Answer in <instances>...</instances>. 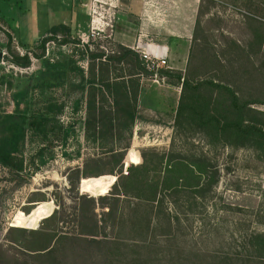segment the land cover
Here are the masks:
<instances>
[{"label":"rangeland","instance_id":"obj_1","mask_svg":"<svg viewBox=\"0 0 264 264\" xmlns=\"http://www.w3.org/2000/svg\"><path fill=\"white\" fill-rule=\"evenodd\" d=\"M84 1L86 0H22V6L17 8L16 0H0L2 10L6 12L8 4L10 15L20 18L18 28L14 23L9 26V23L6 24L0 18V52L3 54L0 58V81L3 80V83L0 82V113L22 111L29 100H41L42 89L31 90L28 86L31 82L34 84L39 81L38 78L42 79L46 60L62 61L66 56L72 58L85 72L88 59L86 54L82 57L83 45L88 46L91 51L115 50L118 43L111 30L115 29L116 22L124 24L139 7L138 0H87V8L80 6ZM44 2L50 8L46 17ZM70 2H74L73 9L79 12L76 20L78 26L80 23L85 25L89 17V27L78 28L73 33L69 31V37L76 44H56L55 41H49L45 44L44 57L34 58L28 51L38 52L35 46L40 38L47 35V28L59 23L60 19L71 12ZM126 3H129V9ZM155 3L164 14V19L177 15L176 10L179 14H185L183 7L187 4L189 10L186 14L194 17L191 37L194 54L216 53L225 67L237 65L235 44L237 48L246 49L252 39L249 20L252 18L264 23V0H155ZM92 18L95 23L91 25ZM91 27L96 32L93 36L90 35ZM7 34L11 37V47L17 54L28 52L31 60L28 67H19L4 59L8 56L5 48ZM184 43V40L179 39L180 47L177 48L173 40L169 39L168 46L175 52L180 49L175 54L181 58L183 52L187 51L184 50ZM155 46L160 47L161 44ZM261 53L264 54V35ZM155 56L159 57L156 52ZM252 62L257 64L256 61ZM168 65L169 62H166L162 67L167 68ZM244 65H250L248 60H244ZM208 75L209 71L205 70V76ZM233 78L235 76H227L228 81ZM248 79L247 77V82L244 83L246 95H249L252 86ZM72 82L78 83V79L73 78ZM178 88L180 90V85ZM79 89L76 88L68 96H65L61 87L53 91L54 100L65 101L57 118L67 127L69 134L63 141L54 140L52 150L46 152L42 159L36 160L37 169L27 183L13 187L11 177L0 166V264H142L140 258L143 259L145 255L160 260L185 258L197 264H218L212 255L235 252L238 259L246 258L242 247L247 235L264 231V159L257 158L249 148L232 149L221 144H209L202 133L193 130V127L182 128L181 125H176L175 102L178 101L171 98V89L158 88L151 83L143 85L140 105L157 110V113L163 115L146 118L140 110L139 117L132 125L131 134L122 133L118 140L119 148L114 147L113 152H121L123 158L121 169L115 170L113 174L130 171L125 168L124 162L129 149L137 151L144 167L157 170L156 175H149V181L156 180L162 174V167L151 165L149 160L156 159V155H170L175 158L207 160L209 167L216 170V182L199 196L187 188L172 194L164 191L160 195L163 211L165 216L168 214L174 217L170 228L165 225L164 215L159 220L155 217V202L147 203L143 199L125 195H120L117 211L104 216L105 226L102 227L100 223L94 225L90 204L89 207L85 205L88 200L86 196L91 195L81 192L78 184L82 177H86L83 174L85 170L93 168L104 172L113 165L109 152L113 143L106 141L101 147L85 138L83 120L86 94H81ZM45 103L39 102V106ZM254 107L264 110L261 105ZM158 122L162 125L159 126ZM40 146L36 139L26 142L24 156L28 166L29 157ZM30 166L28 168L31 169ZM122 181L119 180L120 183ZM92 186L95 193L100 191L97 183ZM112 192L115 193V190ZM99 196H92L97 203ZM40 201H49L51 204L38 205ZM80 203L84 206H80ZM97 203L93 213L99 218L107 208H101ZM33 207L29 217L20 216V224L14 225L18 213H28ZM56 209L60 210L58 218L63 221L59 225L61 231L69 239H63L57 244V262H33L26 254L30 252L9 241L7 230L11 226L27 230L48 228L46 219L44 225L37 224ZM78 212L85 218L83 226ZM80 232H87L89 234L86 238L92 237L100 242H88ZM164 233L167 235L166 239L161 236ZM147 243H151L148 248L150 254L142 247Z\"/></svg>","mask_w":264,"mask_h":264},{"label":"trees","instance_id":"obj_2","mask_svg":"<svg viewBox=\"0 0 264 264\" xmlns=\"http://www.w3.org/2000/svg\"><path fill=\"white\" fill-rule=\"evenodd\" d=\"M249 21L252 39L247 44V48H237L236 44L234 46L231 42L235 47L237 58L235 67H225L216 53L194 54L192 40L183 73L163 67L150 68L140 59L137 52L121 44H117L115 50L108 52L98 49L91 51L88 46L83 45L82 57L86 54L88 59L85 72L75 64L72 58L66 56L62 61L46 60L42 79L38 78L39 81L34 84L31 82L28 87L31 90L32 88L42 89V98L38 101L48 102L39 106V102L31 99L22 111L0 113V166L11 177L13 187H19L28 182L37 169L36 160L42 159L46 152L52 150L54 140L67 139L69 131L57 118L65 106V101L54 100L53 91L61 87L62 90L64 89L65 96H68L76 88H80L81 94H86L83 120L85 138L101 147L106 141L113 143L109 148L113 165L106 168L104 172L93 168L85 170L83 174L86 177H82L78 184L81 192L91 195L86 194L88 200L85 205L89 207L90 204V215L94 219V225L97 226V223H100L102 227L105 226L104 216L116 212L120 195H125L143 199L147 203L155 202L157 205L155 217L159 220V217L164 215L165 225L170 228L174 217L168 214L165 216L160 195L164 191L172 194L187 188L199 196L201 192L215 184L216 170L209 167L207 160L156 155V159L151 158L149 161L157 168L162 167V174L156 180L149 181V175H156L157 170L144 167L137 151L128 149L124 160L125 168L133 172H120L115 175L114 171L121 169L123 155L121 152H113L114 147L119 148L118 140L122 133L131 134L132 125L139 117L137 100L140 79L152 78L155 73L159 81L164 79L177 86L180 85L174 115L176 125H181L182 128L193 127V130L202 133L209 144H221L232 149L249 148L255 152L257 158L264 159V110L254 107L255 105L264 106V54L261 53L264 23L252 18ZM68 33L69 28L64 24L52 26L48 29L47 35L40 38L35 46L38 52L33 50L28 52L34 58L42 59L45 44L49 41H55L56 44L70 42L76 44ZM7 36L8 42L5 48L8 56L4 59L13 65L28 67L31 62L28 52L23 55L17 54L11 47V37L8 34ZM245 59L250 64L248 67L244 65ZM252 61H256L257 64H253ZM205 70L209 71L208 76H205ZM228 75L235 78L228 81ZM247 77L252 83L249 95H246L244 91ZM73 78H77L78 83H73ZM0 82L3 83V80ZM7 84L10 83L7 82ZM32 139L38 140L41 146L29 157L28 163L32 167L30 169L24 156V147L26 142ZM119 180H123V183ZM96 183L100 189L97 193L92 188V185ZM114 190L115 193L112 192ZM105 193L108 194L103 195ZM92 196H99L97 198L99 206L107 208V211H102L99 218L93 213L97 202ZM41 203L51 204L49 201H40L38 205ZM81 203L80 206H84ZM34 207L28 213H18L14 219V225L20 224L18 218L27 217ZM58 214L60 210L56 209L37 224L44 225L46 219L48 228L27 230L19 226H11L7 230V237L12 243L30 252L26 254L33 262L48 260L57 262V244L63 239H69L61 231L59 225L63 221L58 218ZM78 215L83 226L85 218L80 212ZM175 220L178 219L175 218ZM79 234L93 244L100 242L92 237L86 238L89 234L87 232ZM161 236L167 238L166 233ZM149 246L151 243L142 245L150 254ZM242 248L246 252V258L242 260L236 257V252L235 254H216L212 257L218 264H264V231L248 234ZM140 259L143 261L142 264H197L185 258L160 260L157 257L150 258L149 255H145L143 259Z\"/></svg>","mask_w":264,"mask_h":264},{"label":"crops","instance_id":"obj_3","mask_svg":"<svg viewBox=\"0 0 264 264\" xmlns=\"http://www.w3.org/2000/svg\"><path fill=\"white\" fill-rule=\"evenodd\" d=\"M138 1H139L138 11L136 13L131 12L132 14L129 16L128 20L124 24L122 22L120 23V21L116 22L117 25L115 29L111 30L114 38L116 39V42L134 51L135 49H137V47H139L141 50H144L145 52H147L152 56H155V52H156V54L159 56L158 58H164L166 62H169L167 68L182 72L183 69L185 68L188 50L191 45V37H192V29H193L192 27L194 22V17L193 16L190 17V15L186 14V12L189 10V8L186 7L187 4H185V6L183 7L184 11H186L185 14L184 13L179 14V12L176 10L177 15L174 14L173 17L170 18L167 17L164 19L163 18L164 14H162L160 12L161 10L156 7L155 0H138ZM3 3H5V1ZM86 4H87V0L82 2L80 6L87 8ZM66 5L67 4H65V6ZM126 5L128 6L129 9V3H126ZM7 6L8 7L6 9V12L2 10V6H1L0 18L4 20L6 24L9 23L8 24L9 26H11L14 23V26L18 28L20 18L17 15L12 17L10 15V8H9L10 6L8 4ZM16 6L17 8H20L22 6V0H16ZM59 8L61 9L62 6L61 7L59 6ZM73 8H74V2H70L71 12L68 14V16L60 19L59 23L51 25L50 27L56 26L58 24H64L69 28L70 33H73V31H77L78 28L89 27V25L87 24L89 17L85 25L80 23V25L78 26L77 24L78 21L76 22V20L78 18L79 12ZM44 11H45L44 15L46 17L47 16L46 14L48 13V11H50V8L46 5L45 2H44ZM160 13L161 15H159ZM49 28H47V30ZM47 30H45V32ZM169 39L173 40L177 48L180 47L179 39L185 41L183 46H184V50L187 51L183 52L181 58L178 56V54H175V53H179L180 49H178L175 52L173 48L171 49L168 46ZM159 44H161L160 47L155 46ZM145 83H151L153 86H156L158 88H164V87L170 88L171 92L173 93L171 98L178 101L180 90L177 85L170 83L169 81H165L164 79H161L160 81H155L152 78H141L138 100H137L138 102L137 107L139 109L138 115L140 113V110L141 113H143V115H146V118L152 115L155 117L163 115V113L162 114L157 113V110L153 111L150 108L141 107L140 95L143 85ZM175 103H176L175 106H177V102ZM158 125L161 126L162 123L161 124L159 123Z\"/></svg>","mask_w":264,"mask_h":264},{"label":"built area","instance_id":"obj_4","mask_svg":"<svg viewBox=\"0 0 264 264\" xmlns=\"http://www.w3.org/2000/svg\"><path fill=\"white\" fill-rule=\"evenodd\" d=\"M94 22L93 18L91 19V25ZM95 29L94 27L90 28V35L93 36L95 34ZM135 52H137L139 54L140 59L150 68H159L162 67L166 64V60L164 58H158L155 56H152L150 54H148L147 52H145L144 50H141L139 47H137V49H135ZM153 80L155 81H159L157 78V75L154 73Z\"/></svg>","mask_w":264,"mask_h":264},{"label":"water","instance_id":"obj_5","mask_svg":"<svg viewBox=\"0 0 264 264\" xmlns=\"http://www.w3.org/2000/svg\"><path fill=\"white\" fill-rule=\"evenodd\" d=\"M2 55H3V54L0 52V58L2 57Z\"/></svg>","mask_w":264,"mask_h":264}]
</instances>
